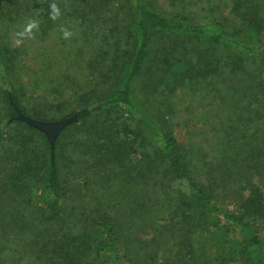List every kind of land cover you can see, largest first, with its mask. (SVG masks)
<instances>
[{
  "label": "trees",
  "instance_id": "16d2710c",
  "mask_svg": "<svg viewBox=\"0 0 264 264\" xmlns=\"http://www.w3.org/2000/svg\"><path fill=\"white\" fill-rule=\"evenodd\" d=\"M0 264H264V0H0Z\"/></svg>",
  "mask_w": 264,
  "mask_h": 264
},
{
  "label": "water",
  "instance_id": "95a60500",
  "mask_svg": "<svg viewBox=\"0 0 264 264\" xmlns=\"http://www.w3.org/2000/svg\"><path fill=\"white\" fill-rule=\"evenodd\" d=\"M17 119L21 121H25L31 127H34L42 132H44L47 136V139L52 147L55 148L56 140L60 134V132L68 125L75 121L79 120L77 114L73 116L57 119V120H42L33 118L24 114L22 111L18 110Z\"/></svg>",
  "mask_w": 264,
  "mask_h": 264
}]
</instances>
